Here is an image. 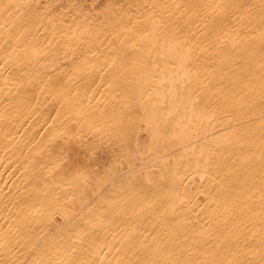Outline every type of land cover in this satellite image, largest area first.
Segmentation results:
<instances>
[{"label":"bare ground","instance_id":"1","mask_svg":"<svg viewBox=\"0 0 264 264\" xmlns=\"http://www.w3.org/2000/svg\"><path fill=\"white\" fill-rule=\"evenodd\" d=\"M0 264H264V0H0Z\"/></svg>","mask_w":264,"mask_h":264}]
</instances>
